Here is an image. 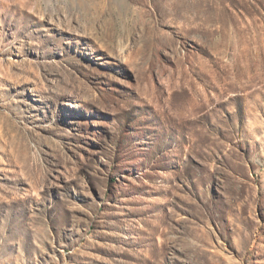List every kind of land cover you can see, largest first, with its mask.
<instances>
[{
	"label": "rangeland",
	"instance_id": "obj_1",
	"mask_svg": "<svg viewBox=\"0 0 264 264\" xmlns=\"http://www.w3.org/2000/svg\"><path fill=\"white\" fill-rule=\"evenodd\" d=\"M0 264H264V0H0Z\"/></svg>",
	"mask_w": 264,
	"mask_h": 264
}]
</instances>
